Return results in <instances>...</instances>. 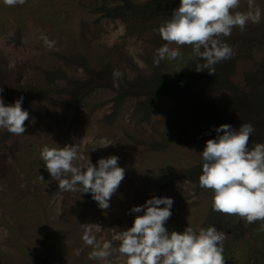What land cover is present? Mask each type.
I'll return each instance as SVG.
<instances>
[{
	"label": "rangeland",
	"instance_id": "rangeland-1",
	"mask_svg": "<svg viewBox=\"0 0 264 264\" xmlns=\"http://www.w3.org/2000/svg\"><path fill=\"white\" fill-rule=\"evenodd\" d=\"M149 2L167 6L168 16L113 12ZM179 3L26 0L6 6L0 0V97L9 106L22 96L29 113L24 134L0 129V264H126L117 251L89 259L94 249L83 241L82 225L99 223L97 242L110 240L116 249L120 232L143 214L130 209L153 197L174 201L169 232L215 227L225 234V264H264V221L213 211L212 191L198 185V153L216 137L213 129L250 123L249 149L264 144V0H255L259 23L234 27L223 38L234 54L214 66V75L194 70L190 46L181 47L177 59L154 64L166 43L156 30ZM247 5L240 0L234 12H246ZM77 143L74 166L87 157L96 165L117 156L126 169L107 210L90 193L59 190L45 170L44 146Z\"/></svg>",
	"mask_w": 264,
	"mask_h": 264
},
{
	"label": "clouds",
	"instance_id": "clouds-1",
	"mask_svg": "<svg viewBox=\"0 0 264 264\" xmlns=\"http://www.w3.org/2000/svg\"><path fill=\"white\" fill-rule=\"evenodd\" d=\"M3 3L16 6L26 0H3ZM239 6L240 0H180L170 18L156 30L166 43L156 50L154 64L175 60L182 55L181 47L190 46L196 61L194 70H207L214 75V66L234 54L223 38L230 36L234 27L243 31L249 22H260L262 13L255 0H248L246 12H234ZM40 39L50 49L55 45L47 36ZM120 75L118 70L113 72L114 87L119 86L115 81ZM22 103L21 96L5 106L0 97V129L15 135L26 132L29 113L22 109ZM213 131L216 137L207 140L203 151L198 153L202 162L198 185L212 191V210L238 216L248 223L264 221V144L249 149L254 131L250 123L238 129L223 124ZM40 156L50 177L58 181L59 190L90 193L102 211L110 207V200L126 173L125 168L118 166L117 156L101 158L96 165L87 157L86 164L74 166L73 162L79 158L78 143L62 148L44 146ZM69 174L70 178H66ZM39 178L44 181L43 176ZM173 203L171 198L153 197L131 208L130 214H143L136 215L132 226L120 232L116 249L110 240L102 245L97 242L94 232L103 230L99 223L83 224L82 239L94 249L89 259H107L117 251L126 258V264H225V234L215 227L200 228L198 232L186 227L182 233L166 229Z\"/></svg>",
	"mask_w": 264,
	"mask_h": 264
},
{
	"label": "trees",
	"instance_id": "trees-1",
	"mask_svg": "<svg viewBox=\"0 0 264 264\" xmlns=\"http://www.w3.org/2000/svg\"><path fill=\"white\" fill-rule=\"evenodd\" d=\"M169 11L168 7L162 5L159 2H149L143 6H120L114 9V13L121 15H128L130 18H141L143 14L155 13L162 14L163 16H168L165 12ZM170 12V11H169ZM170 16V15H169ZM43 264H52L48 261H45Z\"/></svg>",
	"mask_w": 264,
	"mask_h": 264
}]
</instances>
